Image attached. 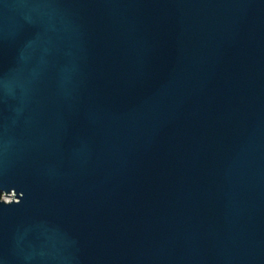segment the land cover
I'll use <instances>...</instances> for the list:
<instances>
[{
  "label": "water",
  "instance_id": "1",
  "mask_svg": "<svg viewBox=\"0 0 264 264\" xmlns=\"http://www.w3.org/2000/svg\"><path fill=\"white\" fill-rule=\"evenodd\" d=\"M0 264H264V0H0Z\"/></svg>",
  "mask_w": 264,
  "mask_h": 264
},
{
  "label": "rangeland",
  "instance_id": "2",
  "mask_svg": "<svg viewBox=\"0 0 264 264\" xmlns=\"http://www.w3.org/2000/svg\"><path fill=\"white\" fill-rule=\"evenodd\" d=\"M0 196H2V197H7V195H5L4 193H1ZM9 197H10V196H9Z\"/></svg>",
  "mask_w": 264,
  "mask_h": 264
},
{
  "label": "bare ground",
  "instance_id": "3",
  "mask_svg": "<svg viewBox=\"0 0 264 264\" xmlns=\"http://www.w3.org/2000/svg\"><path fill=\"white\" fill-rule=\"evenodd\" d=\"M5 195H7V194H5ZM9 196H10V194H8L7 197H5V198H9Z\"/></svg>",
  "mask_w": 264,
  "mask_h": 264
},
{
  "label": "trees",
  "instance_id": "4",
  "mask_svg": "<svg viewBox=\"0 0 264 264\" xmlns=\"http://www.w3.org/2000/svg\"><path fill=\"white\" fill-rule=\"evenodd\" d=\"M0 195H1V192H0Z\"/></svg>",
  "mask_w": 264,
  "mask_h": 264
}]
</instances>
